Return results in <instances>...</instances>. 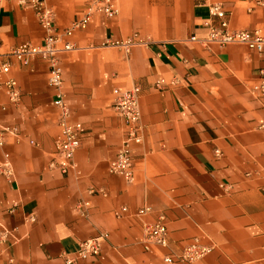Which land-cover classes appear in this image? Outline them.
Instances as JSON below:
<instances>
[{
  "label": "crops",
  "instance_id": "0c3cea01",
  "mask_svg": "<svg viewBox=\"0 0 264 264\" xmlns=\"http://www.w3.org/2000/svg\"><path fill=\"white\" fill-rule=\"evenodd\" d=\"M86 1L45 3L62 30ZM211 2L221 4L230 28L264 32V0H116L114 17L95 15L72 33L77 48L59 56L61 91L83 133L66 173L48 167L59 132L49 64L10 60L20 97L13 102L0 90V123L19 133L0 146V160L14 168L12 180L0 175V264H61L78 241L101 233V256L70 264H264V131L256 126L264 105L250 92L264 53L189 40L204 36ZM133 31L144 42L126 53L105 44ZM43 37L32 8L0 0L3 49ZM157 77L161 90L152 85ZM132 84L140 87L143 138L132 147L127 182L107 162L122 136L111 90ZM79 201L88 202L85 213L76 211ZM144 204L151 211L135 216ZM121 205L127 210L115 217ZM158 214L164 244L144 229ZM194 236L210 251L191 263L175 259Z\"/></svg>",
  "mask_w": 264,
  "mask_h": 264
},
{
  "label": "built area",
  "instance_id": "2783aa9c",
  "mask_svg": "<svg viewBox=\"0 0 264 264\" xmlns=\"http://www.w3.org/2000/svg\"><path fill=\"white\" fill-rule=\"evenodd\" d=\"M18 4L30 7L34 10L40 26L44 30L43 40L39 43L23 41L3 49V42L0 39V90L8 94L13 102H17L20 91L17 81L10 74L11 59L17 60L22 65H28L35 57H40L49 64L48 83L55 89L53 103L58 107L59 132L54 139V150L48 167L56 168L61 173H66L75 168L73 160L74 150L79 145L80 136L83 133V126L80 121L71 117L68 102L61 91V66L59 56L61 53L77 48L68 38L75 30L82 29L95 15H102L112 18L117 13L116 0H87L84 5L75 13L70 23L62 30H58L54 25V10L45 3V0H14ZM257 4H262L263 0H255ZM209 18L206 21V31L204 36L198 37L190 35L191 41L198 42L204 46L211 43L225 45L229 43L243 44L249 49L264 53V32L258 28H230L228 26L226 13L221 4L211 2L208 5ZM137 31H133L120 39H107L105 44L120 48L123 52L137 44L143 43ZM165 84L163 77H157L152 85L161 90ZM111 108L122 120V136L114 156L107 162V170L116 174L125 181L133 179V156L132 147L141 142L143 138V125L140 122L139 92L138 84L129 87L115 86L111 90ZM250 92L264 105V65L258 69L256 83L251 86ZM257 128L264 131V117L257 121ZM16 126L0 123V146H3L7 136L18 135ZM215 153L218 150L215 149ZM0 175L7 180L14 177V168L9 160H0ZM90 192L97 191L104 194L101 188H89ZM88 205L87 201H79L75 204V209L79 213H85ZM127 210L121 205L113 209L115 217H121ZM13 211V208H11ZM151 211V206L144 204L134 210L135 216H142ZM144 229L147 237L154 243L164 244L166 225L162 214H158L154 221L146 223ZM2 237L6 236V230L2 231ZM105 233L99 236L84 238L78 241L72 254H64L61 264H70L76 258H95L101 256L100 242L105 237ZM211 249V245L203 244L198 237H192L186 242L175 259L191 263L204 256ZM163 260L169 262L171 256H163Z\"/></svg>",
  "mask_w": 264,
  "mask_h": 264
}]
</instances>
